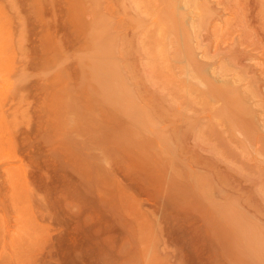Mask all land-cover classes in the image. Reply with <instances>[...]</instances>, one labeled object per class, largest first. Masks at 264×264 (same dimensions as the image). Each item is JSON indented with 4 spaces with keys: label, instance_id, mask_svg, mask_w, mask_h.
Wrapping results in <instances>:
<instances>
[{
    "label": "rangeland",
    "instance_id": "1",
    "mask_svg": "<svg viewBox=\"0 0 264 264\" xmlns=\"http://www.w3.org/2000/svg\"><path fill=\"white\" fill-rule=\"evenodd\" d=\"M145 1L0 0V264H264V8L244 36L239 0H175V27ZM95 34L121 110L89 84Z\"/></svg>",
    "mask_w": 264,
    "mask_h": 264
},
{
    "label": "bare ground",
    "instance_id": "2",
    "mask_svg": "<svg viewBox=\"0 0 264 264\" xmlns=\"http://www.w3.org/2000/svg\"><path fill=\"white\" fill-rule=\"evenodd\" d=\"M137 1H139V0H137ZM153 1V0H152ZM171 0H168V1H166V3L168 2V8H167V4H166V9L164 10V13H172L171 15L173 16V17H175V15H176V13H178L177 12V10H176V12H175V9H176V7H174V6H176V1H178V0H173V4L172 3H169ZM174 1H175V3H174ZM229 1V0H228ZM228 1H227V3H228ZM240 2L238 3L239 5V10L241 9L242 10V12H243V15H244V17H243V20L241 19L240 20V22L242 21V23H240V24H238L239 22H237V27H238V25H239V27H241V30L239 29V32L241 31V33H242V31H243V35L245 36L246 35V32H244V31H248L247 29H245L246 27H247V25L249 26V25H254V24H252V21H253V19H251V17H255L256 16V12H254L255 13V15L254 16H252L253 14H252V11L254 10L255 11V9L257 8L256 6H255V2L257 3L256 5H258V9L261 7V8H264V7H262V6H264V4H261V6L258 4V0H239ZM261 1V0H260ZM137 5H139V6H142V5H144V4H142V5H140V4H138V2H136V1H134ZM144 2H145V4H146V1L144 0ZM226 2V1H225ZM232 2V1H231ZM141 3H142V0H141ZM261 3H264V1H261ZM149 4V3H148ZM147 4V5H148ZM224 4V3H223ZM151 5V4H150ZM150 5H149V7H150ZM231 5V4H230ZM233 5V4H232ZM255 6V7H254ZM144 7V6H143ZM142 7V8H143ZM227 7V6H226ZM138 8V7H137ZM136 8V9H137ZM148 8V7H147ZM238 8V7H237ZM260 8V9H261ZM138 9H140V7L138 8ZM169 9V10H168ZM218 10V9H217ZM215 11V10H214ZM219 11V10H218ZM226 11V10H225ZM233 11V10H232ZM259 11V10H258ZM261 11V10H260ZM259 11V12H260ZM262 11H264V10H262ZM261 11V12H262ZM236 12V11H235ZM242 12H241V14H242ZM162 13H163V11H162ZM163 14V15H161V17H162V19L165 21L166 20V18L168 19V21L166 20V22H168V27H169V23H170V25H171V23L173 22V24H172V26L175 24L174 23V21L171 19V18H168L169 16H171L169 13L168 14ZM237 13H238V11H237ZM181 14V13H180ZM220 14V13H219ZM235 14V13H234ZM259 14V13H258ZM257 14V15H258ZM179 15V14H178ZM237 15H239V13L237 14ZM260 15V14H259ZM258 15V16H259ZM164 16V17H163ZM166 17V18H165ZM176 17H177V15H176ZM179 17V16H178ZM259 17H261V16H259ZM242 18V17H241ZM170 19H171V21H170ZM174 19V18H173ZM255 19H256V17H255ZM259 19V18H258ZM262 19H264V18H262ZM99 20V19H98ZM252 20V21H251ZM261 20V19H260ZM162 21V20H161ZM238 21H239V19H238ZM233 23H234V21H232ZM244 22L246 23L245 25H244ZM164 23V25L166 24L165 22H163ZM162 23V24H163ZM177 23V22H176ZM236 23V22H235ZM255 23V22H254ZM256 23H257V21H256ZM259 23H260V21H259ZM158 25V24H157ZM178 25V24H177ZM260 25V27L262 26L261 25V23L259 24ZM103 26V25H102ZM179 26V25H178ZM231 26V25H230ZM233 26H235V24H233ZM158 27V26H157ZM166 27V26H165ZM173 27H175V26H173ZM177 27V26H176ZM225 27H227V26H225ZM228 27H229V25H228ZM227 27V28H228ZM101 28V27H100ZM99 28V29H100ZM172 28V27H171ZM243 28H244V30H243ZM248 28V27H247ZM252 28V27H251ZM102 29V28H101ZM101 29H100V31H101ZM162 29V30H161ZM165 29V28H164ZM164 29H163V25L161 26H159V28H158V31H156L157 33V36H159L158 35V32H159V34L160 35H162L163 33H164ZM181 29V28H180ZM226 29V28H225ZM225 29H223V30H225ZM104 30V29H103ZM160 30L162 31V34H161V32H160ZM230 30V29H229ZM235 30H237L236 28L234 29V33H235ZM250 30V29H249ZM257 30V29H256ZM256 30L254 31L253 30V34H254V32L255 33H257V34H259V32H256ZM99 31V32H100ZM105 31V30H104ZM104 31H102L103 33H104ZM166 31V30H165ZM167 31H168V28H167ZM173 31V30H172ZM238 31V30H237ZM237 31H236V34H237ZM262 31V30H261ZM260 31V32H261ZM102 32L100 33L101 35H103L102 34ZM182 32V31H181ZM223 32V31H222ZM221 32V33H222ZM238 32V33H239ZM229 33V32H228ZM231 33V32H230ZM245 33V34H244ZM249 33H250V31H249ZM248 33V34H249ZM262 33V32H261ZM185 34V33H184ZM232 35L231 36H233V32L231 33ZM251 34V33H250ZM155 35V34H154ZM165 35V34H164ZM175 35V34H174ZM242 35V36H243ZM157 36H156V40H157ZM235 36V35H234ZM99 35H96L95 34V36L94 37H92V41H93V43H92V45H93V53H92V59H91V62H90V65H88L89 64V62L87 63V68H89V71H87L88 73V77H89V84L91 83V85L92 86H94L95 87V89H94V92L96 93V94H98L97 96L99 97V98H101V102L103 103V104H107V105H109V106H111L112 108L113 107H118L119 106V104H121V106L122 105H125V103H128V92H127V90H126V88L123 86V84H122V79H121V76H120V72H119V67H118V65L114 62V61H112L111 60V57L113 56H111V53H110V57H109V52L111 51V49H112V46H113V42H111V44H112V46L110 45V43H109V46L108 47H110V48H102V47H100V45H99ZM163 37H166V36H163ZM169 37V36H168ZM257 37V36H256ZM264 38V34H262V36L260 35L259 37H257L258 39L259 38ZM100 38H102V37H100ZM150 37L148 36V39H149ZM152 39H153V37H151ZM173 38V37H172ZM172 38H171V40H172ZM228 38V37H227ZM232 38H234V37H232ZM236 38V37H235ZM256 38V39H257ZM238 39H239V37H238ZM248 39V38H247ZM251 39H252V36H251ZM155 40V41H156ZM160 40H161V38H160ZM223 40V39H222ZM230 40V39H229ZM240 40V39H239ZM262 40H264V39H262ZM262 40H260L259 39V41L262 43ZM149 41H152V40H150L149 39ZM225 41V40H224ZM245 41V40H244ZM257 41V40H256ZM170 42V41H169ZM235 42V41H234ZM238 42V41H237ZM155 43V42H154ZM162 44H163V42H161ZM172 43V42H171ZM226 43V42H225ZM259 43V42H258ZM258 43H256L255 45H257L258 46ZM90 44V43H89ZM101 44V43H100ZM166 44V43H165ZM238 44V43H237ZM157 45H158V43H157ZM168 45V44H167ZM188 45H189V43H188ZM231 44H229V46H230ZM239 45V44H238ZM251 45V44H250ZM253 45V44H252ZM251 45V46H252ZM261 45V49L260 50H264V47H262V46H264V44H260ZM158 46H160V45H158ZM162 46V45H161ZM165 47H166V49H167V46L166 45H164L163 46V52H165L164 51V49H165ZM226 47H228L227 45H226ZM231 47H233V46H231ZM248 47V46H247ZM90 48H91V46H90ZM100 48H102V50L100 51ZM113 48H115V46H113ZM158 48V47H157ZM162 47H160V49H161ZM234 48V50H235V47H233ZM108 49H109V52H107L108 51ZM153 49H154V47H153ZM218 49V48H217ZM223 49V48H222ZM225 49V48H224ZM227 49V48H226ZM106 50V51H105ZM92 51V50H91ZM232 51H233V49H232ZM103 52H105V53H103ZM107 52V53H106ZM112 52V51H111ZM113 52H114V50H113ZM112 52V53H113ZM152 52V51H151ZM157 51H155V52H153V53H156ZM160 52V51H159ZM167 52V51H166ZM238 52H236L235 53V55L237 54ZM240 53V52H239ZM241 53H242V51H241ZM157 54H158V52H157ZM161 54V53H160ZM227 54H229L228 52H227ZM248 54H249V52H248ZM248 54H246V55H248ZM261 54H262V52H261ZM101 57H100V56ZM162 55H163V53H162ZM231 55V54H230ZM233 55H234V52H233ZM234 55V56H235ZM238 55V54H237ZM236 55V56H237ZM97 56H99V58H96ZM153 56H155V55H153ZM166 56V57H165ZM228 56V55H227ZM235 56V57H236ZM157 57V55L155 56V57H153V59L154 58H156ZM160 57V56H159ZM159 57H157V62H158V60H159ZM163 58L165 57V61H166V58H167V55H165V53H164V55L162 56ZM238 57H239V55H238ZM244 57V56H243ZM255 57V56H254ZM245 58V57H244ZM251 58V57H250ZM230 59V58H229ZM247 59V58H246ZM190 60V59H189ZM232 60V59H231ZM235 61H236V59H235ZM234 61V62H235ZM260 61H262V60H260ZM155 62H156V60L153 62L154 64H155ZM161 62H163L164 63V61L162 60ZM228 62V61H227ZM237 62V61H236ZM239 62V61H238ZM262 62H264V61H262ZM159 63V62H158ZM154 64H152V66L154 65ZM239 64V63H238ZM244 64V63H243ZM162 65V64H161ZM150 67V66H149ZM154 67V66H153ZM156 67V66H155ZM188 68H186V70H187ZM151 71H153L152 70V67H151V69H150ZM190 70V69H189ZM257 69H255V71H256ZM189 75H188V77L190 76V72L188 73ZM87 76V75H86ZM203 79V78H202ZM205 79V78H204ZM252 80H253V78H252ZM251 79H250V81H252ZM87 81V82H88ZM254 81V80H253ZM94 83V84H93ZM205 83V82H204ZM207 83V82H206ZM256 83V82H255ZM260 83V82H259ZM88 84V85H89ZM224 84H226V83H224ZM209 86H208V89H207V91H208V93H209V95H208V97L210 96H212L211 98H213V97H217V96H219V97H227L228 96V93H230L227 89L229 88V86H228V88L226 89V86H227V84L225 85V87H217V86H215V85H213L212 83L211 84H208ZM262 85H264V84H262ZM219 86V85H218ZM252 86H254V85H252ZM258 86V85H257ZM256 86V87H257ZM188 87V86H187ZM193 87V86H192ZM192 87H189V88H192ZM197 88V87H196ZM207 88V87H206ZM225 88V91L223 90ZM231 89V88H230ZM91 90H93V88H91ZM190 90V89H189ZM198 90V89H197ZM232 90V89H231ZM200 91V90H199ZM206 91V92H207ZM259 91V90H258ZM261 91V90H260ZM201 92V91H200ZM92 93H93V91H92ZM190 92H188V94H189ZM253 93H254V89H253ZM191 94V93H190ZM196 94V93H195ZM194 94V95H195ZM204 95H205V93H203ZM202 94V95H203ZM212 94V95H211ZM261 95H262V93H260ZM214 95V96H213ZM230 95V94H229ZM236 96V95H235ZM207 97V96H206ZM190 98H191V96H190ZM196 98H198L199 99V97H197V95H196ZM211 98H210V100H211ZM227 99V98H226ZM229 100H230V98H228ZM235 99L236 98H233V100H234V102L232 101V105H233V103H235ZM193 100H195V98L193 99ZM214 100H215V98H214ZM232 100V99H231ZM262 101V100H261ZM225 102H227V100L225 101ZM240 102V101H239ZM238 105H240L239 103H238V101L236 102ZM235 103V104H236ZM93 104V106H94V102L92 103ZM127 105H129V103L127 104ZM227 105V107L226 106H224L222 109H221V111H219L218 112V116L220 117V118H222V120L224 119V121L226 120V122L227 123H229L228 125H229V129H230V127H232L231 125H235V122H233V121H235V120H232V118H231V113L233 112V114L236 112V110L234 111V105H233V107H232V105L230 106L229 104H226ZM108 106V107H109ZM241 106V105H240ZM97 107V106H96ZM110 107V108H111ZM125 107V106H124ZM111 108V109H112ZM126 108V107H125ZM243 108H245V106L243 107ZM116 109V108H115ZM122 108L119 106V110H121ZM112 110H114V109H112ZM145 110H146V108H145ZM231 110H233V111H231ZM244 110H247V108H245ZM125 111H126V109H125ZM125 111H124V113H125ZM122 112V111H121ZM123 113V112H122ZM240 113V112H239ZM243 113V111L241 110V114ZM126 114V113H125ZM132 114V113H131ZM142 115H143V113L142 112H140L139 113V115H138V117H139V119H137V120H141V118H143L142 117ZM246 114H245V112H244V118L246 117V116H249V118H250V114H248V111H247V115L245 116ZM243 117V114H242V116L240 117V119H239V121H240V124L243 126V130L246 132L247 131V129H246V126L245 125H247V126H249L250 125V120L251 119H249L248 117H247V119H244V118H242ZM132 118V117H131ZM252 118H253V116H252ZM133 120L132 121H134V122H136L137 120H134V118H132ZM256 119H257V115H256ZM237 121V120H236ZM130 123H132L131 121H130ZM260 123V122H259ZM237 124V123H236ZM240 124H238L239 126H240ZM143 125V124H142ZM145 125V126H144ZM144 125H143V127L144 128H147L148 130H152V126H151V124H147L146 122L144 123ZM238 125H237V127H238ZM151 126V127H150ZM255 126H256V124H255ZM139 128V127H138ZM240 128H241V126H240ZM250 128V130H249V132H252L251 131V127H249ZM256 128V127H255ZM140 129L141 128H139L138 130H139V132H140ZM153 129H154V127H153ZM257 129V128H256ZM137 130V131H138ZM144 130V129H143ZM155 130V129H154ZM156 130H157V128H156ZM150 131H148V133H150ZM153 131V130H152ZM213 132V130H210V132ZM230 131H231V129H230ZM142 132V131H141ZM159 132V131H158ZM158 132H156V134H155V136L157 135V133ZM148 133H147V135H148ZM215 133V132H214ZM253 133V132H252ZM246 134V133H245ZM142 136H143V134H141ZM150 135V134H149ZM157 137V136H156ZM160 136L158 135V138H159ZM157 138V139H158ZM165 138V137H164ZM260 139L262 140V139H264V138H262L261 137V135H260ZM160 140L162 141L163 139H161L160 138ZM252 140H254V139H252ZM258 140H259V138H258ZM157 141V140H156ZM166 141V140H165ZM260 141V140H259ZM126 142V141H125ZM167 142V141H166ZM256 143V142H255ZM261 143V142H260ZM128 144V143H127ZM156 144V143H155ZM159 144L160 145H162L163 146V144H161L160 143V141H159ZM262 144V143H261ZM124 145H125V143H124ZM157 145V144H156ZM260 146V145H259ZM166 147V146H165ZM162 149H164V148H162ZM262 150V149H261ZM246 218V217H245ZM235 219H237V216L235 217ZM234 219V220H235ZM238 220H240V222H241V218H239ZM237 220V221H238ZM249 220V219H248ZM246 221V220H245ZM242 222H243V226H245L244 225V221H243V218H242ZM233 223V222H232ZM237 224H239V223H237ZM242 224V223H241ZM240 224V225H241ZM246 224V223H245ZM249 225V224H248ZM252 225V224H251ZM253 226V225H252ZM237 227H238V225H237ZM246 227H247V225H246ZM246 227H245V232L247 233V232H249V231H246ZM233 228L235 229L236 227H234L233 226ZM248 228V227H247ZM249 228H250V225H249ZM256 228V227H255ZM239 229V228H238ZM237 230V229H236ZM240 230H243V229H240ZM248 230V229H247ZM252 230V227L250 228V231ZM253 230L255 231V229L253 228ZM256 230H258V229H256ZM259 231V230H258ZM238 232V231H237ZM240 232V231H239ZM243 233V232H242ZM245 233V234H246ZM255 233H257L256 231H255ZM231 234V233H230ZM248 234V233H247ZM250 234V237H252L253 236V238L255 239V244H256V241H258V243H257V246H255L256 247V249L254 248H252L253 247V245L251 246V249L252 250H250V248H249V251H252L253 253L251 254V255H253L254 257H255V259H254V257H253V260H252V262L255 260V262H256V260H259L262 256H264V249H262V248H264V246H261V245H264V244H262V243H260V241L262 242V239H261V233H259V235H258V233H257V235L255 236V235H253L252 234V231H251V233H249ZM252 234V235H251ZM262 234H264V233H262ZM261 235V236H260ZM242 236L244 237V234H242ZM235 237V236H234ZM238 237V239H241V237H239V236H237ZM236 237V238H237ZM250 237H249V239H250ZM228 238V237H227ZM226 238V240H228ZM245 238V237H244ZM247 238V237H246ZM248 239V238H247ZM261 239V240H260ZM226 240H225V242H226ZM229 241V240H228ZM241 241V240H240ZM242 241H243V238H242ZM244 241H245V239H244ZM251 241H252V239H251ZM242 243V242H241ZM243 243H245V246H246V242H243ZM250 243V242H249ZM252 243H254L253 241H252ZM251 243V244H252ZM260 243V244H259ZM226 244V243H225ZM235 244V243H234ZM229 244H227V246H228ZM248 245V244H247ZM250 245V244H249ZM230 246H231V244H230ZM230 246H228V247H230ZM235 246V245H234ZM228 247H227V249H228ZM226 248V247H225ZM230 249V248H229ZM241 250V249H240ZM229 251V250H228ZM229 252H231V251H229ZM234 252H235V248H234ZM236 253V252H235ZM245 254V253H244ZM248 257L250 256L248 253L246 254ZM245 255V256H246ZM252 257V256H251ZM262 258H264V257H262ZM245 259V258H244ZM239 260V259H238ZM260 260H262V259H260ZM260 262V261H259ZM245 263H246V261H245ZM251 263V262H250ZM257 263H258V261H257Z\"/></svg>",
    "mask_w": 264,
    "mask_h": 264
}]
</instances>
